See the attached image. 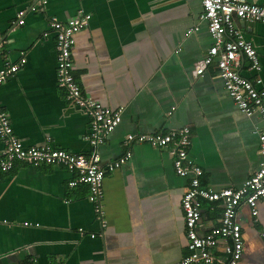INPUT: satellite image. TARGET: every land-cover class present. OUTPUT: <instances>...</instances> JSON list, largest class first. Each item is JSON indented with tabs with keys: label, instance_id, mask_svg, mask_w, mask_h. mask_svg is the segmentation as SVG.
I'll return each mask as SVG.
<instances>
[{
	"label": "crops",
	"instance_id": "crops-1",
	"mask_svg": "<svg viewBox=\"0 0 264 264\" xmlns=\"http://www.w3.org/2000/svg\"><path fill=\"white\" fill-rule=\"evenodd\" d=\"M37 0H0V69L25 63L0 84V105L25 146L43 145L88 155L89 124L56 84L55 37L48 21H66L79 8L91 15L75 35L71 73L83 94L112 110L121 123L99 147L100 164L122 156L127 134L188 126L189 157L202 168L203 185L239 188L259 167L258 133L264 120L247 117L228 97L212 67L194 66L213 40L199 20V0H47L43 13H16ZM264 4V0H261ZM252 43L261 70L241 74L264 89V24L236 20ZM197 27L189 35L186 32ZM2 145L0 142V151ZM131 157L103 180L107 226L102 228L83 184L61 166L16 165L0 171V264H174L188 255L180 201L188 178L175 174L168 149L132 144ZM220 208L203 201L199 233L218 225ZM244 247L238 264H264V199L256 221L238 212ZM91 235H94L92 237ZM223 242L212 264H224Z\"/></svg>",
	"mask_w": 264,
	"mask_h": 264
},
{
	"label": "built area",
	"instance_id": "built-area-1",
	"mask_svg": "<svg viewBox=\"0 0 264 264\" xmlns=\"http://www.w3.org/2000/svg\"><path fill=\"white\" fill-rule=\"evenodd\" d=\"M82 2L83 0H78ZM202 12L199 20L206 22L207 31L213 40L205 56L196 62L193 73L201 76L212 67L223 85L228 97L238 111L247 117L258 116L264 120V89L260 80L254 81L241 74L242 60L249 62V70L259 73L260 58L251 42L246 41L235 26L236 20L247 23L264 24V4L261 0H199ZM47 0H37L35 4L16 13L14 27L24 23L27 12L43 13ZM91 15L79 8L76 15L66 21L50 18L49 29L55 37L56 84L65 89L69 106L82 110L88 118L86 140L90 147L88 155L74 154L52 147L50 144L25 146L15 135L7 113L0 105V171H12L16 165L41 167L61 166L76 178L69 182L70 187L80 183L86 186L87 201L92 205L102 228L107 226L103 206V180L105 172H113L131 157L132 144H147L154 148L168 149L172 167L179 177H187L188 183L182 194L180 205L184 217L186 248L188 255L174 264H212L213 251L223 242L224 264H238L244 247L238 212L246 205L256 221L258 203L264 199V130L258 133L259 152L262 161L259 167L239 188L216 190L203 185L202 168L189 157L192 132L188 126L151 134H127L122 141L124 152L117 160L102 167L99 147L121 123L122 108L110 109L83 94L80 84L74 79L71 69V51L75 35L88 26ZM189 29V35L197 31ZM25 63L5 62L0 69V84L14 76ZM203 201L217 204L220 208L218 225L205 234L199 233L201 206ZM264 235V233H263ZM94 237V235H91Z\"/></svg>",
	"mask_w": 264,
	"mask_h": 264
}]
</instances>
